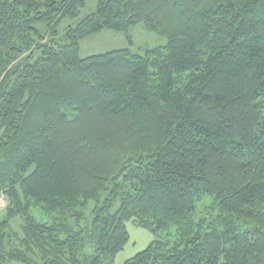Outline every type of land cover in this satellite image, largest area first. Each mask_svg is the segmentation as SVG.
I'll return each instance as SVG.
<instances>
[{
	"label": "trees",
	"instance_id": "16d2710c",
	"mask_svg": "<svg viewBox=\"0 0 264 264\" xmlns=\"http://www.w3.org/2000/svg\"><path fill=\"white\" fill-rule=\"evenodd\" d=\"M87 1L0 0V264H264V0Z\"/></svg>",
	"mask_w": 264,
	"mask_h": 264
},
{
	"label": "rangeland",
	"instance_id": "374dc122",
	"mask_svg": "<svg viewBox=\"0 0 264 264\" xmlns=\"http://www.w3.org/2000/svg\"><path fill=\"white\" fill-rule=\"evenodd\" d=\"M100 0H88L86 6L81 10L78 18L66 19L60 26L59 31L64 32L68 27L79 24L83 18L96 12ZM129 36L132 37V43L128 41L127 35L115 31H103L97 35H93L83 39L80 43V57L86 59L88 57L103 55L116 50H130L134 55H143L149 49L166 46L169 42L164 35L149 32L143 25H137L130 29ZM107 196L105 193L104 197ZM7 206V200L0 197V216H4V211ZM119 208V203L115 206L114 212ZM34 215L38 219H42L43 213L33 209ZM3 214V215H2ZM14 221V220H13ZM12 221V222H13ZM22 221L17 219L13 222L15 229H19ZM126 227L129 233V239L125 248L116 256L114 264H124L126 261L133 258L140 252H143L150 247L157 239V234L152 231L138 227L131 221L126 222Z\"/></svg>",
	"mask_w": 264,
	"mask_h": 264
}]
</instances>
